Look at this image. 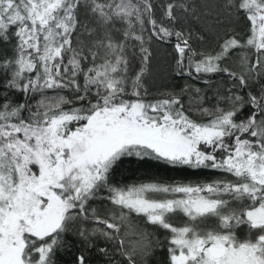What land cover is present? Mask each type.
I'll list each match as a JSON object with an SVG mask.
<instances>
[{
  "label": "snow or ice",
  "instance_id": "snow-or-ice-1",
  "mask_svg": "<svg viewBox=\"0 0 264 264\" xmlns=\"http://www.w3.org/2000/svg\"><path fill=\"white\" fill-rule=\"evenodd\" d=\"M0 264H264V0H0Z\"/></svg>",
  "mask_w": 264,
  "mask_h": 264
},
{
  "label": "trees",
  "instance_id": "trees-1",
  "mask_svg": "<svg viewBox=\"0 0 264 264\" xmlns=\"http://www.w3.org/2000/svg\"><path fill=\"white\" fill-rule=\"evenodd\" d=\"M168 69L165 66L164 62L162 60H158L155 63L154 69H153V75L155 77V83L158 86H172L173 84H176L177 86L182 83V81H175L173 79L168 78ZM126 171L124 172V175L126 177H129L131 179H139V180H148V179H161V180H170L173 178L178 177H189L193 175H201L206 176L210 175L209 173H192L189 170H176V169H170L163 165H156L153 163H147V164H139V163H130L125 165ZM214 221H209V223H213ZM238 234L241 238H244L247 233V226H241L238 230ZM62 260H67V256L61 257Z\"/></svg>",
  "mask_w": 264,
  "mask_h": 264
},
{
  "label": "rangeland",
  "instance_id": "rangeland-1",
  "mask_svg": "<svg viewBox=\"0 0 264 264\" xmlns=\"http://www.w3.org/2000/svg\"><path fill=\"white\" fill-rule=\"evenodd\" d=\"M210 221H212V220H210Z\"/></svg>",
  "mask_w": 264,
  "mask_h": 264
}]
</instances>
